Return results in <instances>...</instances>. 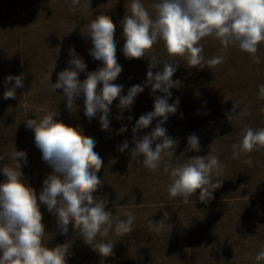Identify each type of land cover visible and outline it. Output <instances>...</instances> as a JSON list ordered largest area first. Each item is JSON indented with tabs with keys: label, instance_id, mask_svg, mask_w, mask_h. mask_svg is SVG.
<instances>
[{
	"label": "rangeland",
	"instance_id": "obj_1",
	"mask_svg": "<svg viewBox=\"0 0 264 264\" xmlns=\"http://www.w3.org/2000/svg\"><path fill=\"white\" fill-rule=\"evenodd\" d=\"M158 0H142L145 8L155 17L153 4ZM131 0H91L85 8V0L73 6L71 0H0V168L15 166L11 158L14 150L27 154L21 171L25 182L36 190L43 188L44 179L53 172L42 159L41 151L34 143V132L26 127L27 119H38L47 112H58L56 120L79 127L83 134L96 141V151L103 160L98 177L102 186L94 194L106 197L105 210L126 219L131 211L135 216L133 231L118 237L114 231L97 242L116 241L113 255L101 257L86 245L69 225L67 235L61 233L56 217L40 204L45 235L43 244L49 248L72 240L66 264H257L254 257L264 245V150L253 151L233 159L232 146L241 139L245 126L264 128V99L258 97V87L264 84V43L258 47L260 63L237 47L230 46L223 52V63L204 67H188L177 58L172 61L163 41L153 45L145 58L128 60L123 55V31L121 20L130 15ZM111 17L115 24L118 63L122 66L116 84L123 85L121 95H126L133 85L143 86L150 59L161 64L153 72L161 71L164 62L179 63L173 81H181L179 88L170 89L169 104L177 98L180 103L176 114L169 115L162 126L167 135L178 141L174 149L173 164L183 163L193 156L216 155L223 164L221 187L213 192L210 202L198 199L197 191L184 203L180 197L170 198L167 186L170 177L161 162L156 171L144 167L143 157L132 159V129L143 114L154 110L156 96L151 86L139 93L131 110L121 111L119 99L110 106V130H102L99 114L89 121L84 113V97L76 98V110L67 107L63 89L52 90L58 73L68 67L74 48L87 65L79 79L103 66L102 61L90 55L93 47L88 35V24L98 15ZM205 61L221 55L222 46L211 37L201 40ZM51 80H46L52 65ZM24 74V87L16 88V98H3L9 75ZM246 113L240 115V113ZM227 114L232 119L227 118ZM117 116L122 119L117 120ZM131 117V119H129ZM159 118L148 128L135 135L143 137L155 127ZM127 130L119 133V129ZM119 133V134H118ZM195 134L199 138L200 151H186L187 138ZM127 141L128 149L121 152L119 146ZM159 142V141H157ZM211 145V146H210ZM155 145H153V148ZM251 158L252 164L245 163ZM115 160V163H111ZM5 177L0 172V183ZM39 202V201H38ZM168 213L165 221L171 226L157 233L150 230L149 220L158 222ZM264 264V262H262Z\"/></svg>",
	"mask_w": 264,
	"mask_h": 264
},
{
	"label": "clouds",
	"instance_id": "obj_2",
	"mask_svg": "<svg viewBox=\"0 0 264 264\" xmlns=\"http://www.w3.org/2000/svg\"><path fill=\"white\" fill-rule=\"evenodd\" d=\"M80 2L71 0L73 6L80 5ZM90 3L91 0H85L84 7H90ZM152 7L155 17L149 14L142 0H131V14L121 20L124 38L122 51L126 59L145 58L154 44L163 41L171 60L181 58L188 67L203 69L201 65L205 63L209 66L221 64L223 52L230 46L248 53L255 63H260L257 52L259 45L264 43V0H158ZM114 34L115 24L110 16L101 14L93 19L88 24L87 35L93 45L90 55L102 61L103 66L88 72L86 78L80 80L79 74L86 70L87 65L71 48L70 67L58 73L52 90L63 89L70 110H76L74 101L83 96L85 116L91 121L99 114L101 128L106 131L110 130L109 115L113 101L119 99L118 108L121 111L131 110L136 96L145 87L151 86L152 93H164L163 98L155 97L154 110L141 115L136 121L132 129L135 147L131 150V157H143L144 167L153 171L158 170L161 162H164V171L170 177L167 186L170 198L180 197L184 203H188L199 191L198 199L204 203L210 202L213 192L222 184L221 180L214 182L213 176L221 175L223 164L210 153L173 164L178 141L167 135L166 128L162 126L169 115L176 114L180 103L179 98L173 104L168 103L172 95L170 89L181 86V81L172 79L179 63L164 62L162 70L154 73L153 69L161 64L152 57L144 85H133L126 95H121L123 85L115 81L123 69L118 63ZM208 37L218 40L222 49L221 55L205 61L200 42ZM54 68L55 63L46 80H51ZM11 81L15 83L4 91L5 100L16 98V88L24 87V74L9 75L5 84ZM257 95L264 99V84L259 85ZM43 111L47 114L38 119H27L26 127L33 130L34 143L53 172L44 179L42 191L37 196L36 190L23 179L21 171L20 161L27 163L26 152L14 150L11 158L15 166L0 168L5 177L0 183V264H66L73 241L68 240L53 248L43 244L45 226L41 203L56 217L62 234L67 235L71 225L86 245L101 257H110L116 241L97 242V237L106 238L111 231L118 237L126 236L134 230L135 216L131 211H126L123 214L126 219L121 220L120 216L105 210L108 204L106 197L94 195L102 186L97 173L103 165L102 158L94 151L96 141L84 135L79 127L56 120L57 111ZM157 118L159 121L149 134L139 138L135 135L148 128ZM227 118L231 120L232 116L227 114ZM120 119L122 117L117 116V120ZM126 130L121 127L119 133ZM187 145L186 151H200L199 138L195 134L187 138ZM128 147V142L124 141L118 150L123 152ZM232 148L233 159L264 150V128L245 126L241 139ZM3 159L0 156V160ZM245 163L252 164L250 156ZM167 219L168 213L165 212L162 220L155 223L149 220L150 230L157 233L166 228L171 230V226L165 223ZM254 259L257 264L264 262V245H261Z\"/></svg>",
	"mask_w": 264,
	"mask_h": 264
}]
</instances>
